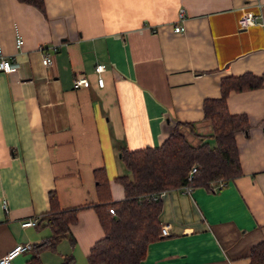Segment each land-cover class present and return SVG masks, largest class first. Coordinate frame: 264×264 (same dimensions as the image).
<instances>
[{"label":"crops","instance_id":"crops-1","mask_svg":"<svg viewBox=\"0 0 264 264\" xmlns=\"http://www.w3.org/2000/svg\"><path fill=\"white\" fill-rule=\"evenodd\" d=\"M44 6L41 13L0 0V49L18 66L0 71V257L50 235L21 222L40 218L54 190L63 209L90 206L70 226L74 243L62 239L55 250L39 251V260L61 264L71 256L70 264H89L90 248L104 235L91 206L101 203L95 170L103 169L118 201L123 189L115 179L129 174L120 149L158 147L176 123L186 124L194 145L214 144L202 103L221 96L223 78L264 75V0H44ZM245 11L256 23L240 29ZM179 23L184 32L177 34ZM97 63L105 66L102 87ZM80 76L87 87H74ZM226 103L249 122L235 134L241 175L221 189L168 190L158 220L169 234L149 243L140 264H249V249L264 241V82L230 91ZM31 257L22 252L14 264Z\"/></svg>","mask_w":264,"mask_h":264},{"label":"trees","instance_id":"trees-1","mask_svg":"<svg viewBox=\"0 0 264 264\" xmlns=\"http://www.w3.org/2000/svg\"><path fill=\"white\" fill-rule=\"evenodd\" d=\"M17 1L41 13L45 12L44 0ZM263 82L264 75L256 77L243 74L223 78L221 96L203 101V118L210 123L211 133L208 137L212 139L213 145L209 141L194 145L182 129L186 124L176 123L158 147L135 151L120 149V160L129 173L115 179L123 189L121 200H111L103 169L95 170L96 190L101 203L91 206L95 209L104 235L90 248L87 256L89 264H140L146 256L149 243L160 235L158 218L162 199H153L154 195L182 186L210 188L213 182L227 181L241 175L235 134L246 132L249 122L245 115L228 112L226 98L230 91L256 89ZM187 126L189 132L196 136L194 125ZM193 166L196 170L190 174ZM48 205V210L40 216L35 226L48 228L50 235L32 244L29 251L32 257L28 264H42L38 252L55 250L62 239L69 238L74 243L70 226L76 222L77 212L90 206L63 209L59 206L54 190L48 193ZM248 259L249 264H264V241L249 249ZM71 261L72 257L68 256L61 264H70Z\"/></svg>","mask_w":264,"mask_h":264},{"label":"built area","instance_id":"built-area-1","mask_svg":"<svg viewBox=\"0 0 264 264\" xmlns=\"http://www.w3.org/2000/svg\"><path fill=\"white\" fill-rule=\"evenodd\" d=\"M179 17L180 20L183 19V10L180 11L179 13ZM256 23V17L255 14L251 11H245L243 12V14L239 17L238 20V25L240 29H244V28H248L249 26H252ZM173 32L174 33H183L184 32V26L183 24L179 23V24H175L173 26ZM15 47L18 49L21 47L22 45V38L19 35L18 31H16L15 34ZM52 58L50 56V54L48 53H44L43 57H42V64L49 66L52 64ZM18 68L17 63L11 61L9 58H7L1 51L0 49V71L4 72V73H10L13 71H16ZM104 64L102 63H97L94 66V72L97 75V85L99 87L103 86V78L100 76L101 72L104 71ZM73 84L75 88H85L88 86V80L86 78V76H80L77 77L73 80ZM196 168L195 166H193L191 168L190 174H192L193 172H195ZM189 180H190V176H189ZM227 181L224 180H218L216 182L211 183L212 186L215 189H221L225 186ZM179 189H181L182 191L186 192V193H190V191L193 188H190L189 186H182ZM167 191H162L156 195L153 196V199H162L164 198L165 194ZM4 208L5 205L3 204ZM110 213H113L112 209H109ZM39 218H29L26 219L24 221L21 222V226L22 227H33L35 226V224L37 223ZM169 234V229L167 226H162L160 227V236H167ZM32 248V244L29 242H26L24 244H16L14 245L10 250H8L3 256L0 257V264H14V260L17 256H19L22 252H28L30 251Z\"/></svg>","mask_w":264,"mask_h":264}]
</instances>
